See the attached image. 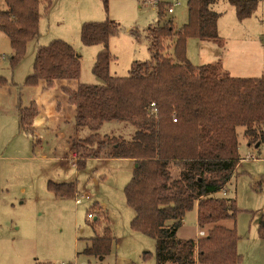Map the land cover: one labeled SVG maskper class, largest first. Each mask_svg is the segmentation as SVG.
Listing matches in <instances>:
<instances>
[{"label":"trees","instance_id":"trees-1","mask_svg":"<svg viewBox=\"0 0 264 264\" xmlns=\"http://www.w3.org/2000/svg\"><path fill=\"white\" fill-rule=\"evenodd\" d=\"M43 1L47 13L51 0H3L0 33L10 40L13 68L25 56L28 44L41 36ZM217 1L188 0L189 19L179 29L161 19L150 25L151 59L134 62L124 77L110 73L109 38L118 32V23L109 18L83 23L81 42L101 46L92 68L101 83L80 82L76 89H65L75 105L77 167L89 158L132 159L137 164L125 189L126 200L135 210L131 227L156 239V264L241 261L236 199L218 193L225 190L243 158L239 127L244 128L249 146L264 145V76L236 77L221 61L194 65L188 59L189 38L223 45L219 13L213 8ZM228 1L239 20L252 16L258 5V0ZM103 2L108 11V0ZM163 8L160 4V18ZM80 73L81 54L72 44L53 39L37 47L33 70L24 84L38 86L46 81L53 87L56 80L78 79ZM18 110L20 129L35 135L36 104L22 108L19 103ZM114 122L130 126L132 133H100L105 123ZM48 188L60 197H74L77 192L76 182L49 181ZM195 206L199 231L205 235L180 238L184 217ZM224 219L235 224L227 227L221 224ZM259 234L264 239V211ZM113 240L106 225L102 235L90 238L84 253L104 259Z\"/></svg>","mask_w":264,"mask_h":264},{"label":"rangeland","instance_id":"rangeland-1","mask_svg":"<svg viewBox=\"0 0 264 264\" xmlns=\"http://www.w3.org/2000/svg\"><path fill=\"white\" fill-rule=\"evenodd\" d=\"M51 2L47 13L46 3H41V36L28 44L25 56L14 68L10 65V40L0 33V264H156V239L131 227L135 210L126 200L125 189L136 164L122 158H89L81 168L61 165L50 157L62 160L69 152L75 109L68 112L71 120L62 123L63 137L57 130L32 136L20 129L17 104L21 101L28 107L42 93V89L34 88L37 86L24 84L33 70L37 43L46 45L62 39L72 44L81 54L79 81L99 84L92 68L101 46L84 45L81 28L85 22L109 18L119 25L118 32L109 38L110 73L128 76L134 62L151 59L149 26L161 19V23L170 21L179 29L189 19L188 0H108V11L103 0ZM169 2H179L174 13L167 12ZM2 3L0 0V7ZM160 4L164 5L161 18ZM213 8L219 13L223 45L189 38L188 59L194 65L221 61L236 77L264 76V0H258L253 15L243 20L238 19L235 6L228 0H218ZM167 51L172 52V43ZM38 99L39 105L42 102L48 111L50 107L54 111L53 96L42 94ZM132 131L130 126L114 122L105 123L100 133L129 136ZM238 131L240 152L245 155L244 128ZM49 181L76 182V195H55L48 188ZM218 194L236 199L239 264H264V239L259 234L264 211V163L241 162L226 190ZM82 195V202L77 204ZM221 224L232 227L235 222L224 219ZM106 225L114 236L111 253L104 259L86 255L90 238L102 235ZM199 229L195 206L184 217L178 236L195 238Z\"/></svg>","mask_w":264,"mask_h":264},{"label":"crops","instance_id":"crops-1","mask_svg":"<svg viewBox=\"0 0 264 264\" xmlns=\"http://www.w3.org/2000/svg\"><path fill=\"white\" fill-rule=\"evenodd\" d=\"M39 45L40 44L37 43V47ZM224 69L227 70L225 67ZM79 83H80L79 79H61V80H56L54 82L53 87H48L46 81H41L37 87H34L36 89H39V88L42 89V91L40 92H42L41 95L43 94L44 97L48 98V97L53 96V103H55L56 105L54 111L52 110V107H50V110L48 111L42 102H40L41 104L39 105L38 98L41 97V95L37 96L38 98H36V100L34 101V103H36L39 106L37 115L34 119V124H33V130H34L35 136H37V133L38 134L46 133V132L53 133L55 132V130H57L59 131L57 133L58 136L63 137V133H62L63 124L62 123L68 122L71 120V116L68 112L69 110L71 111V109H75V105L69 102L68 96L65 93V89L67 88L76 89ZM19 103L21 104V101ZM18 104H17V107H18ZM21 107L24 108L26 106L21 105ZM18 120H19V110H18ZM74 137H75V132H74L73 137L70 138V141L68 144L69 152L66 154V157H62L63 158L62 160H60L59 157H50V158L52 160H59L61 165H65V166L76 165L77 166L76 162L72 161L70 158L71 152L73 151ZM246 144H247L246 149L248 150V152H250L254 156V158H248L243 162L252 161L255 163H264V145L261 146L259 149H257L256 146L255 147L249 146L247 143V140H246ZM241 154H242V157L246 155V154L243 155V152H241ZM102 159H110V158H102ZM126 160H129L132 163H135V161L132 159H126ZM240 164L241 162L238 164L237 168L240 166ZM235 173H237V169ZM235 173L233 174V176H235ZM226 187H225V190H226ZM76 191H77V187H76Z\"/></svg>","mask_w":264,"mask_h":264},{"label":"built area","instance_id":"built-area-1","mask_svg":"<svg viewBox=\"0 0 264 264\" xmlns=\"http://www.w3.org/2000/svg\"><path fill=\"white\" fill-rule=\"evenodd\" d=\"M177 5H179V2H171V3H169V5H168V7H167V12H168V13H173L174 10H175V7H176ZM152 105H154V103H153ZM152 112L155 113V112H156V109H154ZM174 121H176V119H174ZM70 158H71L72 161H75V162L78 160V155H77V153H76L75 150H73V151L71 152V156H70ZM248 158H254V156H253L250 152H248V153H247V154L241 159V162L245 161V160L248 159ZM83 198H84L83 195H82V198H77V199H76V203H77V204H80V203L82 202V199H83ZM85 198L89 199L90 197L87 195ZM88 216H89L90 218H92V217H93V214L89 213ZM198 235H199V236H204V235H205V232H204L203 230H202V231H199V232H198Z\"/></svg>","mask_w":264,"mask_h":264},{"label":"water","instance_id":"water-1","mask_svg":"<svg viewBox=\"0 0 264 264\" xmlns=\"http://www.w3.org/2000/svg\"><path fill=\"white\" fill-rule=\"evenodd\" d=\"M137 166V164L135 165V167Z\"/></svg>","mask_w":264,"mask_h":264}]
</instances>
